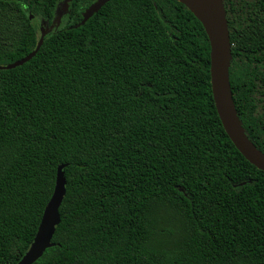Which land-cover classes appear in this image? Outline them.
Instances as JSON below:
<instances>
[{
    "label": "trees",
    "instance_id": "16d2710c",
    "mask_svg": "<svg viewBox=\"0 0 264 264\" xmlns=\"http://www.w3.org/2000/svg\"><path fill=\"white\" fill-rule=\"evenodd\" d=\"M63 1L0 0V65ZM94 1L0 69V264L32 243L59 165L54 245L33 264H264V171L219 119L202 24L176 0H109L81 25ZM223 3L235 108L264 153V0Z\"/></svg>",
    "mask_w": 264,
    "mask_h": 264
},
{
    "label": "water",
    "instance_id": "95a60500",
    "mask_svg": "<svg viewBox=\"0 0 264 264\" xmlns=\"http://www.w3.org/2000/svg\"><path fill=\"white\" fill-rule=\"evenodd\" d=\"M63 1V12H67V3ZM109 0H95L83 12L80 24L83 25L94 13ZM182 3L200 21L210 45V83L215 108L222 126L229 139L241 155L256 168L264 171V153L261 152L248 138L237 114L229 80L231 62V42L227 25L226 10L223 0H176ZM62 12L56 8L53 19L54 25L60 23ZM30 19L33 15L29 16ZM40 37L35 48L24 57L0 69H10L22 65L32 58L42 45L46 35L44 27H40ZM64 165L57 167L53 193L46 204L35 237L24 255L15 264H33L54 243L52 238L56 226L60 222L59 207L65 195L66 180L63 172Z\"/></svg>",
    "mask_w": 264,
    "mask_h": 264
},
{
    "label": "rangeland",
    "instance_id": "374dc122",
    "mask_svg": "<svg viewBox=\"0 0 264 264\" xmlns=\"http://www.w3.org/2000/svg\"><path fill=\"white\" fill-rule=\"evenodd\" d=\"M62 5H63V2H60V4H58V10H59L60 12H62L61 15H60V23H59L58 25H54L55 23L51 22V23L49 24V26L51 27V29H53V28H54V29L59 28V27H60L61 25H63L64 22H65V13L63 12ZM36 22H37V23L40 22V18H39V17L36 18Z\"/></svg>",
    "mask_w": 264,
    "mask_h": 264
},
{
    "label": "flooded vegetation",
    "instance_id": "af4514ba",
    "mask_svg": "<svg viewBox=\"0 0 264 264\" xmlns=\"http://www.w3.org/2000/svg\"><path fill=\"white\" fill-rule=\"evenodd\" d=\"M53 19H54V17L52 18L51 21H49V20H44V19H41V20H40V22L38 23V33H39V35H40V33H41V32H40V27H41V26L44 27V29H45V31H47V33L52 32L53 30H55L54 28L51 29V27L49 26V24H50L51 22H53Z\"/></svg>",
    "mask_w": 264,
    "mask_h": 264
}]
</instances>
